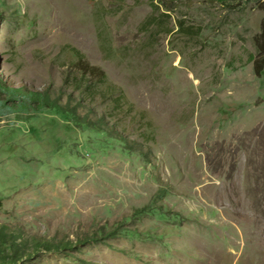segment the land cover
<instances>
[{
  "label": "rangeland",
  "instance_id": "obj_1",
  "mask_svg": "<svg viewBox=\"0 0 264 264\" xmlns=\"http://www.w3.org/2000/svg\"><path fill=\"white\" fill-rule=\"evenodd\" d=\"M255 68L264 0H0V80L25 102L0 105L16 264H264Z\"/></svg>",
  "mask_w": 264,
  "mask_h": 264
},
{
  "label": "trees",
  "instance_id": "obj_2",
  "mask_svg": "<svg viewBox=\"0 0 264 264\" xmlns=\"http://www.w3.org/2000/svg\"><path fill=\"white\" fill-rule=\"evenodd\" d=\"M229 0H219V2H227ZM180 30L184 31L181 27H179ZM188 34V32H183ZM72 49V48H71ZM73 52L75 53L76 56L79 58V61L82 63V55L75 50L74 48L72 49ZM82 71V69L80 68ZM255 70L258 72L259 75H264V70L259 72V69L255 68ZM101 75H103L101 73ZM28 96L34 97V102L35 104L39 105H45L48 103H51L52 101L49 98H44L43 94H38L33 91L27 92ZM20 98V101H18L17 104H15L16 99L18 100ZM0 105L3 106L4 110L7 111H23L25 107V102L24 98L20 96L19 92L16 90L15 87L7 84V82H3L0 80ZM54 106V105H53ZM56 107L54 106V109ZM36 111L38 108H35ZM15 232L13 230L9 229V226H4L0 225V255H3V259L0 261V264H16V261L18 258H21L18 254L22 252V247L18 245L17 243L15 244V241L17 238H15ZM31 241L34 244V247L36 249H40L41 247L45 250H51L54 247H57V249L61 248V245L58 244L55 246L54 244H44L42 245V240L38 238H33ZM30 241V242H31ZM47 241V240H46ZM12 250V253H8L9 251ZM7 252V254H6Z\"/></svg>",
  "mask_w": 264,
  "mask_h": 264
}]
</instances>
